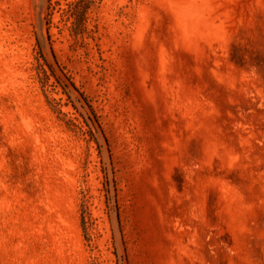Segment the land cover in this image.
Here are the masks:
<instances>
[{"label":"rangeland","instance_id":"obj_1","mask_svg":"<svg viewBox=\"0 0 264 264\" xmlns=\"http://www.w3.org/2000/svg\"><path fill=\"white\" fill-rule=\"evenodd\" d=\"M0 264H264V0H0Z\"/></svg>","mask_w":264,"mask_h":264},{"label":"trees","instance_id":"obj_2","mask_svg":"<svg viewBox=\"0 0 264 264\" xmlns=\"http://www.w3.org/2000/svg\"><path fill=\"white\" fill-rule=\"evenodd\" d=\"M82 12L83 11L79 3H76L71 10V15L73 16L75 20L74 21L75 31L81 29L83 26V21L85 20V16Z\"/></svg>","mask_w":264,"mask_h":264}]
</instances>
